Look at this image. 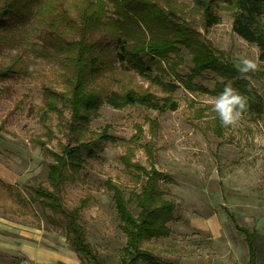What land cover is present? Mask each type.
Segmentation results:
<instances>
[{
	"label": "rangeland",
	"instance_id": "obj_1",
	"mask_svg": "<svg viewBox=\"0 0 264 264\" xmlns=\"http://www.w3.org/2000/svg\"><path fill=\"white\" fill-rule=\"evenodd\" d=\"M179 1L186 2V17L197 22L194 24L201 31V39L211 43L222 58L232 61L237 69L240 57L256 58L258 48L232 31L229 10L219 8L220 22L205 30L197 21L200 15L192 10L193 1ZM28 30V38L44 53L27 54L24 71L0 80V264H88L69 246L62 219L50 218L49 211L31 199V188L46 183L52 160L48 149L59 150L63 137L57 114L44 112L40 106L43 85L60 88L58 76L68 69L58 59L46 30L38 25ZM0 58L8 62L9 52ZM180 61L177 71L186 77L191 54L185 47H181ZM241 76L242 88L247 87V91L240 93L248 97V108L235 127L222 126L212 110L214 98L220 94L215 84L221 77L209 70L188 86L179 84L174 92L178 101L175 110L158 112L138 104L115 109L104 103L98 116L91 118L90 128L102 130L107 126L115 140L88 160L81 171L83 181L65 185L64 200L69 207L86 200L79 218L89 242L107 264H121L126 235L119 228L104 181L112 177L122 182L127 195L141 185L120 160L124 144L136 132V123H141L144 133L133 160L148 165L138 144L151 141L155 166L165 173L160 185L176 204L175 217L168 222L171 233L145 240L142 247L169 264L188 259L196 249L200 254L209 249L220 256L227 251L224 238L208 239L211 230H220L235 234L240 263L248 264V245L236 222L256 231V264H264V63L260 71ZM65 110L67 116V106ZM150 119L156 120L155 133L149 131ZM5 184L12 185V190ZM131 209L136 213V202L131 201ZM203 223H209L206 229L196 225Z\"/></svg>",
	"mask_w": 264,
	"mask_h": 264
},
{
	"label": "trees",
	"instance_id": "obj_2",
	"mask_svg": "<svg viewBox=\"0 0 264 264\" xmlns=\"http://www.w3.org/2000/svg\"><path fill=\"white\" fill-rule=\"evenodd\" d=\"M191 1L192 10L200 15L195 17L205 30L220 22L219 8L229 10L232 31L254 44L259 60L264 62V0ZM185 8L186 2L179 0H0V57L6 50L10 56L8 62L0 58V80L24 71L27 54L44 53L36 41L28 38L30 26L46 30L58 59L68 69L58 76L60 88L43 85L40 106L44 112L57 114L63 137L58 142L59 150L48 149L52 160L46 183L31 188V199L49 211L50 218L62 219L69 246L88 264L107 263L89 242L79 218L86 200L69 207L64 193L67 183L85 179L81 171L88 160L99 156L107 143L115 140L107 126L102 130L89 126L104 103L115 109L138 104L158 112L175 110L178 101L174 92L179 84L190 85L206 70L221 77L216 90L221 92L230 83L241 92L247 91V87L242 88L244 78L235 64L201 39V31L194 24L197 22L186 17ZM181 47L191 54L186 77L177 71L182 63ZM155 125L156 120L150 119L152 133ZM135 131L124 144L120 160L135 183L141 185L127 195L122 182L112 177L104 181L119 217V228L126 235L121 264H169L141 244L171 233L168 222L175 217L176 204L165 196L160 185L165 173L155 166L151 141L138 144L143 147L148 165L133 160L144 133L141 123L135 124ZM5 185L12 190V185ZM131 201L136 202V213ZM235 224L248 245V264H256V231Z\"/></svg>",
	"mask_w": 264,
	"mask_h": 264
},
{
	"label": "clouds",
	"instance_id": "obj_3",
	"mask_svg": "<svg viewBox=\"0 0 264 264\" xmlns=\"http://www.w3.org/2000/svg\"><path fill=\"white\" fill-rule=\"evenodd\" d=\"M261 62L259 60V53L256 58L250 59L245 57L239 58V73L246 75L248 73H255L261 70ZM248 108V97L241 94L238 89L232 85L226 84L218 96L214 98L213 112L218 114L222 126L235 127L242 119L243 113Z\"/></svg>",
	"mask_w": 264,
	"mask_h": 264
},
{
	"label": "crops",
	"instance_id": "obj_4",
	"mask_svg": "<svg viewBox=\"0 0 264 264\" xmlns=\"http://www.w3.org/2000/svg\"><path fill=\"white\" fill-rule=\"evenodd\" d=\"M208 224L203 223L202 225H196L197 227L206 229ZM233 235L235 234L231 232L224 233L220 230H211L208 239L219 240L220 238H224L223 240L226 243V252L219 256V254L210 253L209 249H206L204 254H200L201 251L196 249L198 251L195 250L188 259H182L181 262H176V264H241L239 255L236 253V247L238 246L239 242L233 240L235 238ZM196 236H199V234ZM197 243L198 242H196L195 244L198 245ZM212 252H214V250H212Z\"/></svg>",
	"mask_w": 264,
	"mask_h": 264
}]
</instances>
